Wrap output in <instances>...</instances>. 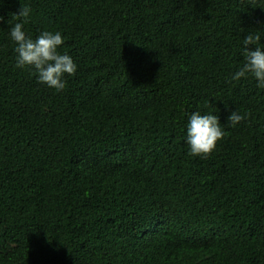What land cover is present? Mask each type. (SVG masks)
Instances as JSON below:
<instances>
[{
  "label": "trees",
  "instance_id": "1",
  "mask_svg": "<svg viewBox=\"0 0 264 264\" xmlns=\"http://www.w3.org/2000/svg\"><path fill=\"white\" fill-rule=\"evenodd\" d=\"M21 6L78 66L62 91L16 67ZM0 16V264H264V88L232 79L248 32L264 49V0H0ZM195 112L225 131L207 157L188 155Z\"/></svg>",
  "mask_w": 264,
  "mask_h": 264
},
{
  "label": "clouds",
  "instance_id": "2",
  "mask_svg": "<svg viewBox=\"0 0 264 264\" xmlns=\"http://www.w3.org/2000/svg\"><path fill=\"white\" fill-rule=\"evenodd\" d=\"M31 8L21 6L18 14H13L17 21L10 27L9 36L15 44L16 67L18 69L29 68L34 70L38 83L44 84L57 92L66 87L65 76H74L77 72V64L67 53H61L58 49L63 45L64 39L60 32L43 31L35 39L28 36L24 26L30 20ZM0 16V23L3 22ZM10 23V21H8ZM261 34L248 32L243 40L245 63L237 71L232 79L239 80L251 75L258 81V87L264 88V49L259 47ZM250 45H255V50H249ZM250 113L241 114L232 111L228 116L227 124L236 126L245 120ZM225 136L218 115L191 114L187 125V144L189 156L207 157Z\"/></svg>",
  "mask_w": 264,
  "mask_h": 264
}]
</instances>
